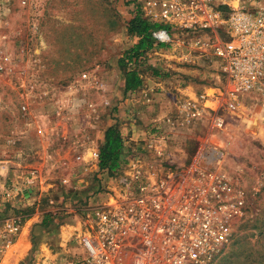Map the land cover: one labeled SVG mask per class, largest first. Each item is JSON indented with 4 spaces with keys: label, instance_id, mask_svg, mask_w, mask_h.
I'll use <instances>...</instances> for the list:
<instances>
[{
    "label": "rangeland",
    "instance_id": "374dc122",
    "mask_svg": "<svg viewBox=\"0 0 264 264\" xmlns=\"http://www.w3.org/2000/svg\"><path fill=\"white\" fill-rule=\"evenodd\" d=\"M138 1L0 0V221L46 212L85 216L109 183L99 156L94 160L109 124L131 156L173 102L218 91L214 63L153 40L135 66L142 86L124 91L119 60L138 41L128 25ZM243 107L227 115L211 142L221 147L231 181L258 192L212 264H264V107L248 99ZM201 125L178 140L189 160L207 142L209 121ZM16 248L0 264H17ZM30 254L21 264H41Z\"/></svg>",
    "mask_w": 264,
    "mask_h": 264
},
{
    "label": "built area",
    "instance_id": "2783aa9c",
    "mask_svg": "<svg viewBox=\"0 0 264 264\" xmlns=\"http://www.w3.org/2000/svg\"><path fill=\"white\" fill-rule=\"evenodd\" d=\"M138 3L156 26L152 40L184 47L186 59L214 63L219 89L173 102L151 124L140 151L109 178L100 201L81 217L88 233L81 240L83 264H212L258 192L231 181L221 147L211 140L221 137L227 115L243 110L245 99L264 107V0ZM205 120L207 142L189 160L178 140L192 138ZM22 224L16 216L0 221V256Z\"/></svg>",
    "mask_w": 264,
    "mask_h": 264
},
{
    "label": "crops",
    "instance_id": "0c3cea01",
    "mask_svg": "<svg viewBox=\"0 0 264 264\" xmlns=\"http://www.w3.org/2000/svg\"><path fill=\"white\" fill-rule=\"evenodd\" d=\"M110 126L112 124H109L108 127ZM42 220L43 216L40 217L39 214L23 220L21 229L11 245V247H17L15 255H21L16 258L17 264H21L29 253H31L30 259L38 256L41 264H66L71 256L76 258V262L79 258L84 259L85 254L81 240L88 233L79 215L65 213L64 217L56 224L43 225ZM74 238L78 240L74 241ZM31 250L32 252H30Z\"/></svg>",
    "mask_w": 264,
    "mask_h": 264
},
{
    "label": "trees",
    "instance_id": "16d2710c",
    "mask_svg": "<svg viewBox=\"0 0 264 264\" xmlns=\"http://www.w3.org/2000/svg\"><path fill=\"white\" fill-rule=\"evenodd\" d=\"M131 19L128 22L129 31L138 37V41L134 46L119 60V64L124 68V91H134L142 86L140 72L136 69L137 62L145 59L146 52L152 47L151 31L154 25L144 18L135 7ZM130 153L124 148L122 139L116 126L108 127L104 132V143L99 149V170L113 177L117 174L124 164H126ZM62 218V214L57 218L51 216L50 213H43V225L49 223H58ZM51 220H53L51 222Z\"/></svg>",
    "mask_w": 264,
    "mask_h": 264
},
{
    "label": "bare ground",
    "instance_id": "6f19581e",
    "mask_svg": "<svg viewBox=\"0 0 264 264\" xmlns=\"http://www.w3.org/2000/svg\"><path fill=\"white\" fill-rule=\"evenodd\" d=\"M220 139V138H219ZM8 253V252H7ZM6 256V255H5Z\"/></svg>",
    "mask_w": 264,
    "mask_h": 264
}]
</instances>
